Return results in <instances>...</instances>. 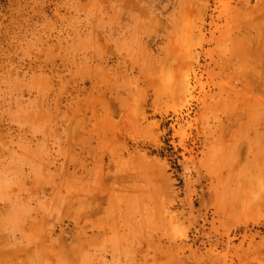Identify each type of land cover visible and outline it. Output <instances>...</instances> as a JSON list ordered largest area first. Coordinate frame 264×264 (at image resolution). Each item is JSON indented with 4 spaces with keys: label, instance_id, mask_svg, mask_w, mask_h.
I'll return each instance as SVG.
<instances>
[{
    "label": "rangeland",
    "instance_id": "374dc122",
    "mask_svg": "<svg viewBox=\"0 0 264 264\" xmlns=\"http://www.w3.org/2000/svg\"><path fill=\"white\" fill-rule=\"evenodd\" d=\"M0 264H264V0H0Z\"/></svg>",
    "mask_w": 264,
    "mask_h": 264
},
{
    "label": "bare ground",
    "instance_id": "6f19581e",
    "mask_svg": "<svg viewBox=\"0 0 264 264\" xmlns=\"http://www.w3.org/2000/svg\"><path fill=\"white\" fill-rule=\"evenodd\" d=\"M186 190L188 191V194L190 195V194H192V193H194V181H192V180H188V184H187V186H186ZM192 196V195H191ZM190 196V197H191ZM200 196V200H199V202H200V205H199V207H196V204L198 203H192L191 201V203H192V205H191V208L192 209H190V217H189V219H190V222L194 225L195 224V220L197 219H199L198 217H200L199 215H200V211L196 214V212L198 211V210H200V208L201 209H203V204H204V201L202 200L203 198H202V195L200 194L199 195ZM189 198V197H188ZM192 198V197H191ZM190 200V199H189ZM246 206V205H245ZM246 208V207H245ZM203 215V214H202ZM200 219H202V216H201V218ZM199 221V220H198ZM197 223V222H196Z\"/></svg>",
    "mask_w": 264,
    "mask_h": 264
}]
</instances>
